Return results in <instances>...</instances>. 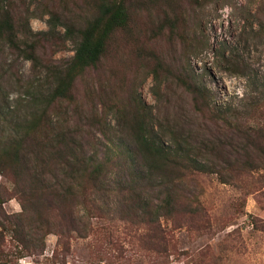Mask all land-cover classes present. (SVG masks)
Masks as SVG:
<instances>
[{"label": "rangeland", "instance_id": "1", "mask_svg": "<svg viewBox=\"0 0 264 264\" xmlns=\"http://www.w3.org/2000/svg\"><path fill=\"white\" fill-rule=\"evenodd\" d=\"M113 1L127 5L128 27L112 35L102 60L77 79L76 102L48 106L53 73L72 60L79 30ZM259 5L262 0H0V13L11 15L15 34L13 43L0 39V135L8 137L37 111L45 123L71 119L98 140V127L89 124L100 119L101 127L117 126L125 116L117 109L126 107L132 117L136 100L154 123L183 113L177 115L199 123L205 135L212 127L224 139L236 126L264 124V113L251 107H264ZM238 57L246 74L233 72ZM161 62L173 71L192 69L212 89L215 104L235 117L217 125L192 117L191 94L175 90ZM219 169L222 177L187 171L182 183L171 186L172 208L151 215L131 210L128 202L116 204L114 193L91 196L88 206L73 198L65 208L58 203L49 209L27 186L21 194L23 185L3 166L0 264H264V168ZM151 192L153 203L159 202L157 189ZM62 214L84 220L78 230L64 229Z\"/></svg>", "mask_w": 264, "mask_h": 264}, {"label": "trees", "instance_id": "2", "mask_svg": "<svg viewBox=\"0 0 264 264\" xmlns=\"http://www.w3.org/2000/svg\"><path fill=\"white\" fill-rule=\"evenodd\" d=\"M263 8L259 5L258 12ZM130 18L124 1L100 6L98 14L79 30L80 40L72 60L53 73L50 91L45 95L48 106L76 102L77 79L102 60L110 38L116 31L126 29ZM172 29L173 33L178 32L176 25ZM257 35L264 37V21L258 22ZM0 39L12 43L15 40L10 14L0 13ZM233 59V72L246 74L240 58ZM160 64L159 69L165 68L172 74L175 90L182 88L191 94L192 117L201 115L215 125L219 120L229 121L230 115L235 117L215 104L212 89L192 69L180 66L173 71ZM155 77L160 88L162 80L157 71ZM136 105L138 112L132 117L126 114V107L117 109L125 114L117 126L101 127L102 120L94 119L89 125L98 127V140L97 133L72 123L71 119L45 123L36 111L33 117L15 126L8 137L0 135V172L3 166L11 169L15 183L23 185L21 194L27 186L34 196L43 198L49 209L58 203L65 208L73 198L79 200V205L88 206L91 196L114 193L119 198L114 201L116 204L128 202L131 210L156 215L172 208L171 186L176 181L182 183L189 170L222 177L220 167L237 164L246 173L264 168V124L260 122L236 126L231 134H226L230 139L227 140L223 138L225 133H213L212 127H207L209 135H205L199 123L177 115L183 113L170 112L175 116L166 117L167 122L154 123L146 106L139 100ZM251 107L254 112L264 113V107L257 102ZM44 115H48L46 110ZM155 188L159 202L153 203L151 190ZM71 214H62V228L78 230L77 223L83 222L84 217L71 218Z\"/></svg>", "mask_w": 264, "mask_h": 264}]
</instances>
